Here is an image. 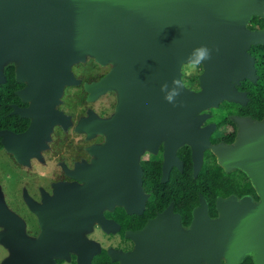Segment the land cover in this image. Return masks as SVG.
<instances>
[{"label": "water", "instance_id": "95a60500", "mask_svg": "<svg viewBox=\"0 0 264 264\" xmlns=\"http://www.w3.org/2000/svg\"><path fill=\"white\" fill-rule=\"evenodd\" d=\"M252 14L264 17V0H0V83L4 79L1 60L6 55L21 57L17 77L26 80L27 85L18 94L31 104L25 108L14 106L13 112L32 117L24 132L0 130L3 146L22 162L30 156H38L52 125L65 120L54 105L59 101L63 85L74 81L66 72L72 63L84 59L88 53L100 63L115 58L120 66L107 72L101 80L86 84L88 99L117 85L123 88L115 119L104 120L91 115L94 128L109 134L108 144L103 147L107 163L100 167L105 171L101 176L104 183L95 187L100 189L97 195L107 196L100 199L102 203L118 198V203L126 206L134 203L133 211L140 213L144 195L139 169L133 165L137 151L133 139L138 134L130 132L142 126L151 131L153 138L155 125L158 128L165 123L174 126L179 141L201 140V132L195 130L200 117L195 114L223 98L240 96L229 79H255L253 59L245 50L251 43H264V28H245ZM199 45H207L211 50V58L203 62L204 71L199 78L201 89L193 91L184 87L174 106L164 99L161 84L171 85L174 77L182 79L181 64ZM216 152L225 167L242 168L261 195L257 208H253L249 196L242 199L239 208H235L233 197L219 200L221 211L229 210L224 208V203L232 206L230 214H225L229 222L224 227L229 229L221 230L229 234L231 242L238 244L254 243L256 237L262 235L264 251V118L257 123L242 122L235 144L218 148ZM194 155L199 164L202 149L195 150ZM55 186L52 217L47 222L39 213L48 237L53 239L71 234V228L78 221L83 224L79 218L85 209L82 205L92 202L84 198L89 193L75 183L57 182ZM26 200L32 208L36 207L30 198ZM205 209L202 200L196 210L194 233L198 236L206 234L204 230L211 224L206 215L197 216V211ZM165 216L159 214L132 234L139 244L136 253L141 254L140 260L133 264H152L143 256L146 251L155 253L151 258L158 256ZM98 219L101 221L100 217ZM0 224L8 229L0 234V242L10 249V255L1 264H34V253L31 259V251L22 250L23 255L19 257L21 249L15 240L8 239L9 234L14 237L18 230L23 231V222L7 208L1 191ZM149 242L152 247L145 249L143 244ZM122 257L128 264L132 254L125 253Z\"/></svg>", "mask_w": 264, "mask_h": 264}, {"label": "flooded vegetation", "instance_id": "af4514ba", "mask_svg": "<svg viewBox=\"0 0 264 264\" xmlns=\"http://www.w3.org/2000/svg\"><path fill=\"white\" fill-rule=\"evenodd\" d=\"M245 28L263 29L264 17L252 14ZM245 53L253 59L255 79L248 77L239 78L238 81L229 79L240 96L234 99L223 98L216 105L203 108L195 114L200 117L195 130L201 132V140L179 141L174 134V126L165 123L158 128L155 125L152 131L153 138L150 137L151 131L144 130L142 126H137L135 132H130L132 135L138 134L133 139L137 145L133 165L139 169L138 178L144 195V204L140 213L133 211L136 208L134 203L126 206L124 203H118V198L110 203L100 201L107 196L101 193L97 195L100 189L95 186L104 183L101 176L105 171H102L100 167L107 163V155L104 154L103 147L108 144V136L105 131L94 128L95 125L91 122H83L82 126H79V121L88 110H93L99 119L104 120L117 115L119 101L114 93L108 105L111 109L109 114L104 113L101 106L98 109L85 106L89 95L86 84L101 80L109 71V67L107 70L94 71L86 70L80 62L72 64L70 72H66L73 74L72 79L75 82L65 84L60 96L61 98L66 90H71L70 97L73 100H67V104L72 101L73 107L69 112L70 122L66 126L61 123L52 126L51 142L44 151L46 156L36 158L38 160L36 165H39L42 162L40 160L48 157V152L50 154L55 152L54 156L59 158L56 170L49 172L51 177L44 175L48 179L45 184H40L43 181L40 180L36 186L34 185L35 188L33 186L29 188V191L33 192L30 197L29 191L25 192V183L20 173H12L15 182L12 181L10 173L0 177V191L4 202L5 198L9 201L14 197L17 200L20 199L17 204L22 206V212L24 211L22 213L16 210L17 204L12 203L11 207V205L7 206L10 202L7 204L5 202L8 209L15 211L23 222V231L18 230L19 233L14 237L8 235V239L15 240V244L21 249L19 257L23 255L22 250H29L31 259L33 253L36 255L34 264H125L122 256L125 253H131L132 258L128 260V264H133L140 260L141 254L136 253L139 244L136 243L132 234L159 214L164 213L166 219L162 222L158 256L151 258L155 254L152 251H146L143 254L152 264H210L216 260L218 264H264L263 236L256 237L258 242L254 243L231 242L229 234H225L221 229H229L224 226L229 222L226 215L230 214L232 206L230 203H224V208L229 210L221 211L218 202L233 197L236 202L235 208L240 207L239 204L245 196H249L253 208L259 207L261 202L259 190L249 175L240 167H225L216 152L218 148L235 144L242 122L248 120L257 123L264 118V109L260 104L261 100L264 103V43H251ZM18 68L19 65L16 62L7 61L3 66L4 79L0 85L5 84L9 79L7 90H14L11 98H4L3 102L7 105L3 107V112L21 117L13 112L14 106L25 108L31 104V101L23 100L18 94V91L27 85L26 80L18 79ZM201 71L186 77L189 84L185 83L187 81L183 73L181 75L185 85H190L193 91L201 89L199 79ZM4 90L3 95L6 97V89ZM99 96L93 100H98ZM60 102L62 103V100ZM7 106L9 110L6 109ZM60 108L59 105L58 109ZM260 112H262L261 115ZM64 113L66 114L67 111ZM24 118L27 119V125L22 130H17L15 123L1 130L24 132L32 121V117ZM13 121L17 122L16 119ZM77 125L80 129L78 132L75 129ZM131 127L133 128L134 125ZM57 144L58 146H55ZM59 147L63 150L59 151ZM200 148L202 158L198 164L194 152ZM0 150H5L3 145ZM7 158L13 165L15 161L20 163L12 152ZM72 172L77 176L75 177ZM6 180L13 182L15 188L20 186L19 196L7 192L8 182L4 183ZM57 182L75 183L81 186L89 193L84 198L92 202L82 205L85 209L79 218H82L83 224L78 221L71 228V234L60 235L53 239L52 236L48 237V230L40 219V214L45 221L52 217V208L56 203L53 197ZM92 191L95 194L91 195ZM26 197L30 198L36 207L32 208ZM195 197L196 200H193ZM95 200L99 201V204ZM202 200L205 201L206 209L197 211V216L201 218L206 215L211 224L207 230H204L207 231L206 234L198 236L194 233L197 229L195 227L196 210ZM234 212L240 215V212ZM29 217L31 218L29 221L25 220ZM2 227L4 230H1L0 234L8 231L5 226L2 225ZM197 240H204V242L198 243ZM57 245L63 246L56 249ZM143 247L150 249L152 244L149 242L143 244ZM53 248L56 249L55 252L52 251ZM6 250L7 254L0 258V264L10 255L9 247L0 242L1 256ZM28 256L26 252V257Z\"/></svg>", "mask_w": 264, "mask_h": 264}, {"label": "rangeland", "instance_id": "374dc122", "mask_svg": "<svg viewBox=\"0 0 264 264\" xmlns=\"http://www.w3.org/2000/svg\"><path fill=\"white\" fill-rule=\"evenodd\" d=\"M9 60H12V61H14V62H16V64H18L19 66L22 64V61H21V57H18L17 55H6L2 60H1V64H2V66H4V64L7 62V61H9ZM76 62H80V63H83V66H84V68L86 69V70H94V71H98V70H107L108 69V67H109V71H111L114 67H116V66H120V62L117 60V59H115V58H111V59H109L106 63H101V64H98L99 62L95 59V57L93 56V55H91L90 53H88V54H86V56L84 57V59H80V60H78V61H75V62H73L72 64H74V63H76ZM112 67V68H111ZM203 71H204V66H203ZM181 75H182V73H183V71H184V69H183V63L181 64ZM70 71V70H69ZM108 71V72H109ZM203 71H201V74L199 75V78H200V76L203 74ZM70 75H73V74H70ZM186 78V77H185ZM186 81L187 82H185V83H187V84H189V82H188V79L186 78ZM73 82H75V81H73ZM64 86V85H63ZM190 86V85H189ZM188 85L186 86L185 85V87H187V88H189L190 89V87H189ZM63 88V87H62ZM70 92H71V90H66L65 92H64V94L62 95V97L61 98H59V101H58V103L57 104H55L54 105V109L55 110H57L58 112H60V113H62V115L65 117V120H64V122H58V123H61V124H63L64 126H66V125H68V123L70 122V115H69V112L71 111V109L73 108L72 107V101L71 102H69L68 104H67V100H73V98H71L70 97ZM113 93L114 94H116V97L118 96V101L120 102V100H121V96H122V93H123V88L120 86V85H117V86H115V87H112V88H110V89H107L106 91H104L103 93H100V94H98V95H100L99 96V98H98V100H96V101H94L93 99H95L97 96H95L93 99H88L87 100V102H86V107H90V108H94V107H96L97 109L101 106L102 108H103V112L104 113H106V114H109L110 113V111H111V109L108 107V105L110 104V102L112 101V99H113ZM61 96V95H60ZM62 100V103L60 102ZM59 105H60V109H58L59 108ZM58 107V108H57ZM105 109V110H104ZM66 112L67 111V115L63 112ZM75 112L77 111V109L76 110H74ZM73 114V113H72ZM113 114V113H112ZM111 114V115H112ZM94 118H98V116H97V114L93 111V110H88L87 111V113H86V115L85 116H83L82 118H81V121H79L80 122V125L79 126H82V123L83 122H90V119H92L93 117ZM110 115V116H111ZM73 117L75 118V115H73ZM116 118V116H114V117H111V118H108L109 120H113V119H115ZM56 124V123H55ZM55 124H53L52 126H54ZM78 125L76 126V131L78 132L80 129H78ZM51 130H52V127H51ZM51 132V131H50ZM106 134H107V136H108V139H109V134H108V132H106ZM73 140H75V139H73ZM60 141H63V140H60ZM109 141V140H108ZM50 142H51V138H50V133H49V138H47V139H45V147H43V148H40V150H39V154H38V157H36L35 155H33V156H30L28 159H27V161H24V162H22V161H20V160H18L17 158V160L18 161H20V163L19 162H17V161H15L14 162V165L12 164V162L7 158L8 157V154L9 153H11L12 151H10V150H8V149H6L5 147V150H0V163H2V164H0V177L2 178V177H5L6 175H8L9 173L11 174V176H12V173L14 172H18V173H20L21 175H22V180H23V182L25 183V186H24V188H26L25 189V192H27L28 193V191H29V188H31L32 186L34 187V185L36 186V184L38 183V181H40V180H43L40 184H45L47 181H48V179H47V177H44V175L46 174L48 177H51V175L49 174V172H51V171H53V170H56V168H57V161L59 160V158H57V157H55L54 155H55V152L53 153V154H50L49 152H48V157H45L43 160H40V161H42L41 162V164H39V165H36V163L38 162V160L36 159V158H42V157H44V156H46V155H44V151H45V149L48 147V145L50 144ZM55 146H58V144L57 145H55ZM58 150L60 151V150H63V149H61L60 147L58 148ZM58 151V152H59ZM13 153V152H12ZM15 156V155H14ZM30 159V160H29ZM64 159V158H63ZM63 159H61V160H63ZM34 160V161H33ZM16 163V164H15ZM24 163H26V164H24ZM13 173V174H14ZM55 175H57V173L55 174ZM10 176V175H9ZM41 176V177H40ZM40 177V178H39ZM12 181H14L15 182V178L12 176ZM10 180H6V181H4V183L6 184V182H8V184H7V192H9V193H11V194H13V195H20V186L19 187H17L16 186V188H15V185H14V183L13 182H9ZM3 183V184H4ZM54 186V185H53ZM35 188V187H34ZM29 195V197L31 196V195H33V192L31 191H29V193H28ZM18 201H20V199L19 200H17V199H15V197H14V199L12 198L10 201L9 200H7L6 198H5V202H6V204L8 203V202H10V204L8 203L7 204V206H9V205H11L12 203H14V204H17L18 203ZM20 203V202H19ZM20 204H22V203H20ZM18 205V204H17ZM11 207H12V205H11ZM17 207V206H16ZM16 207H14V208H16ZM8 208V207H7ZM16 210H19L20 212H22V210H23V208H22V206H19L18 205V207L16 208ZM11 211H13V210H11ZM15 214H16V212L15 211H13ZM24 212V211H23ZM22 212V213H23ZM19 216H21L20 214H18ZM22 218V217H21ZM31 218L29 217V218H25V220H30ZM24 220V219H23ZM87 227V226H86ZM3 231L4 229H3V227H2V225H0V231ZM1 251H0V258H3V257H5L6 256V254H7V250L3 253V255L1 256ZM2 263V262H1Z\"/></svg>", "mask_w": 264, "mask_h": 264}, {"label": "clouds", "instance_id": "9594fccd", "mask_svg": "<svg viewBox=\"0 0 264 264\" xmlns=\"http://www.w3.org/2000/svg\"><path fill=\"white\" fill-rule=\"evenodd\" d=\"M211 58V50L207 45H199L192 49L187 59L183 62V76L191 77L202 70L204 61ZM185 87L182 79L174 77L171 85L168 82L161 84V91L164 93V99L174 106L177 104V97L181 93V89Z\"/></svg>", "mask_w": 264, "mask_h": 264}, {"label": "trees", "instance_id": "16d2710c", "mask_svg": "<svg viewBox=\"0 0 264 264\" xmlns=\"http://www.w3.org/2000/svg\"><path fill=\"white\" fill-rule=\"evenodd\" d=\"M259 19V18H257ZM12 79V78H10ZM9 79L5 84H1L0 85V130L3 128H6L7 126H9V124H14L17 126V130H22L26 125H27V119H25L24 117L22 118L19 116H14V115H8L5 112H3V107L6 106L7 104H5L3 102L4 98H11V96L14 95V90L10 89L7 90L9 87ZM253 85V84H252ZM246 88H248V86H246ZM4 89H6V97L3 95V91H5ZM9 91V92H8ZM10 94V96H9ZM261 104V108L264 109V103L263 100H261L260 102ZM7 110H9V106H7L6 108ZM262 114V112H260V115ZM16 119L17 122H14L13 120ZM2 142H1V136H0V149L2 148ZM196 200V197L193 199ZM190 208V206H189Z\"/></svg>", "mask_w": 264, "mask_h": 264}, {"label": "bare ground", "instance_id": "6f19581e", "mask_svg": "<svg viewBox=\"0 0 264 264\" xmlns=\"http://www.w3.org/2000/svg\"><path fill=\"white\" fill-rule=\"evenodd\" d=\"M28 77H29L30 79H32L31 76H28ZM33 98H34V96L32 97V99H33Z\"/></svg>", "mask_w": 264, "mask_h": 264}]
</instances>
